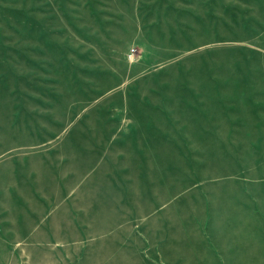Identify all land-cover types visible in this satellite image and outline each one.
Listing matches in <instances>:
<instances>
[{"label":"rangeland","instance_id":"1","mask_svg":"<svg viewBox=\"0 0 264 264\" xmlns=\"http://www.w3.org/2000/svg\"><path fill=\"white\" fill-rule=\"evenodd\" d=\"M0 264H264V0H0Z\"/></svg>","mask_w":264,"mask_h":264}]
</instances>
